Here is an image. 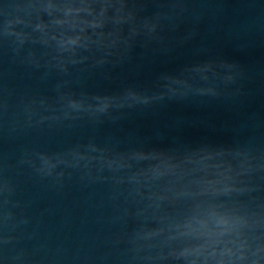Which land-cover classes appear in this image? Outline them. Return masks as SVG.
<instances>
[{"label":"water","instance_id":"water-1","mask_svg":"<svg viewBox=\"0 0 264 264\" xmlns=\"http://www.w3.org/2000/svg\"><path fill=\"white\" fill-rule=\"evenodd\" d=\"M264 82V0H0V193L132 123Z\"/></svg>","mask_w":264,"mask_h":264}]
</instances>
